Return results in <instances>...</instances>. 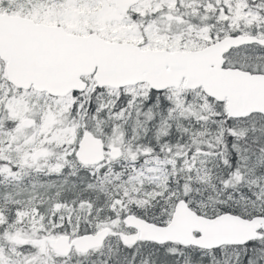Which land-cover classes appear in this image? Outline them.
<instances>
[{
  "label": "snow or ice",
  "instance_id": "snow-or-ice-1",
  "mask_svg": "<svg viewBox=\"0 0 264 264\" xmlns=\"http://www.w3.org/2000/svg\"><path fill=\"white\" fill-rule=\"evenodd\" d=\"M0 264H264V0H0Z\"/></svg>",
  "mask_w": 264,
  "mask_h": 264
}]
</instances>
